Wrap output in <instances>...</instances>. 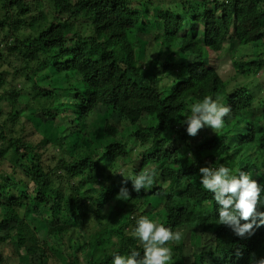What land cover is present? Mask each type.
Returning a JSON list of instances; mask_svg holds the SVG:
<instances>
[{
    "label": "trees",
    "instance_id": "trees-1",
    "mask_svg": "<svg viewBox=\"0 0 264 264\" xmlns=\"http://www.w3.org/2000/svg\"><path fill=\"white\" fill-rule=\"evenodd\" d=\"M257 17L264 18V0H0V264H19V248L36 264L57 262L28 209L48 214L40 225L54 239L75 230L83 242V231L109 219L81 245L112 242L102 256L92 250L87 264H111L113 253L133 248L143 254L131 236L142 215L193 231L198 247L208 248L179 252L182 264H250L253 254L264 256V227L241 238L221 225L219 205L199 177L202 167L227 164L264 184V24ZM146 21L154 32L143 31ZM236 39L238 55L225 73L228 60L219 54ZM56 79L69 88L52 87ZM207 95L230 106V118L191 137L182 124L188 105ZM71 98L65 117L72 114L77 127L98 108L111 111L103 130L111 141L100 152L74 155L64 137L38 135L25 117L33 110L60 120ZM124 133L141 145L138 158L115 140ZM88 136L81 134L85 142ZM151 170L156 182L140 193L126 181ZM125 187L130 215L121 223L116 202Z\"/></svg>",
    "mask_w": 264,
    "mask_h": 264
},
{
    "label": "clouds",
    "instance_id": "clouds-1",
    "mask_svg": "<svg viewBox=\"0 0 264 264\" xmlns=\"http://www.w3.org/2000/svg\"><path fill=\"white\" fill-rule=\"evenodd\" d=\"M190 115L182 121L189 136L195 137L207 127L214 132L230 118V106L221 102L220 97L207 95L202 101L188 105ZM123 175V174H121ZM124 176V175H123ZM125 177V176H124ZM200 185L210 192L218 208V220L237 236L244 238L255 234V230L264 227V184L253 179L250 171L235 172L227 164L200 168ZM131 180L135 192L151 188L156 182L154 170L142 171L125 177ZM130 192L121 188L117 199L127 201ZM131 236L138 241L143 254L137 248L130 253H113L111 264H171L174 256L173 243L182 239V233L148 215L136 220ZM250 264H264V256L256 258L253 254Z\"/></svg>",
    "mask_w": 264,
    "mask_h": 264
},
{
    "label": "rangeland",
    "instance_id": "rangeland-1",
    "mask_svg": "<svg viewBox=\"0 0 264 264\" xmlns=\"http://www.w3.org/2000/svg\"><path fill=\"white\" fill-rule=\"evenodd\" d=\"M137 8H140L138 4H136ZM254 15L257 16L258 13L254 12ZM257 24L262 25L264 24V18L257 17ZM188 29V28H187ZM199 34L197 35V38L202 41L203 32L202 27L199 26L198 28ZM152 30V23L151 21H146L145 25L143 27V31L145 33L150 32ZM189 30V29H188ZM188 30H184L185 32ZM264 30V29H263ZM152 32H154V27ZM184 32V33H185ZM142 35V34H141ZM161 39V38H160ZM237 46L238 41L237 39L228 42L223 51L219 54L221 58H226L227 60L234 55L237 52ZM248 53V51H246ZM148 54V49H147ZM236 55H238L236 53ZM144 58V52L143 50H138V59ZM230 60V59H229ZM228 60V63L223 65V70L225 73L229 71L230 69V62ZM41 79H39V82ZM55 82L51 85L52 87L62 88L64 90H67L69 88V84L65 80L56 79ZM79 87H81V84H77ZM195 101H191L193 103ZM72 103H75L73 101V98L69 99L66 103V107L64 105V116L62 119L57 121H45L41 115L36 114L35 111L30 110L26 113L25 117H27L34 125L36 126L35 132H37L38 135L44 136L50 140H54L56 138H62L64 137L66 139L65 147L66 149L71 152L72 154H78L79 152H82L83 150H91L92 153L94 151L100 152L102 147H105L111 139H107L104 136V126L105 121L112 117V113L110 110L106 111L98 108L95 110L93 115L88 119V123L85 125H82L81 127H77L74 117L71 115L65 117V113L69 111L71 108ZM190 103V104H191ZM4 109H9L7 106L4 107ZM6 114H4V117H0V122L2 124V121L5 120ZM69 117V118H67ZM70 120L73 121L70 124ZM69 121V122H68ZM67 122V123H66ZM70 124V125H69ZM70 127H69V126ZM34 128L31 124H28V130ZM127 133L131 131L129 127L124 128ZM32 131V130H29ZM88 133V139L87 141H83V138H81V134ZM115 140L122 141L123 143L127 144L128 146H132L134 148V153L137 156V158L141 155L140 152L142 151L141 145L135 141L133 136H128L127 134H121L118 135ZM140 161L138 159H135L133 161V165L136 167L138 166ZM126 202L124 200H119L116 202V207H120L122 209V213L119 217V222L125 223L127 218L130 215V210L128 206L125 205ZM148 204V203H147ZM145 206V205H144ZM148 207V205H147ZM27 217L30 219H33L34 222L37 223L38 229H39V235L43 242H47L50 248L53 251V255L57 258V262L55 260H51L49 264H66L68 262V259L70 256H75V264H87V262L90 260L92 255V250L96 249L97 256L103 255V250L101 247H106L107 244L112 243L109 240V237L104 239L103 241H100L99 246H96V248L92 249H84L83 246L85 245L84 242H87L89 238L93 240L95 236L98 233L103 232L106 228V225L110 223L109 219H105L102 221V223H96L90 227L89 230L83 231L84 240L83 242H79L77 237V232L75 230H71L69 233L65 235H61L59 238L54 239L51 236H48L47 230L43 228L40 225V222L48 217V214H40L32 210L26 211ZM76 226V225H75ZM110 229H108L109 231ZM202 231H205V229H201ZM182 233V239L180 241L173 243V250H174V256H173V262L175 264H182L183 259L180 258L179 252H183L185 255H191L193 253H201L207 250L208 248L203 247L202 245H199L198 239L195 237V234L193 231H180ZM109 236V235H108ZM110 242V243H108ZM106 245V246H105ZM109 249V248H108ZM107 249V250H108ZM19 254H20V260L19 258H16L15 260L19 264H36V260H34L32 257H29L26 253V251L22 248H19ZM9 254H12V250H9Z\"/></svg>",
    "mask_w": 264,
    "mask_h": 264
}]
</instances>
